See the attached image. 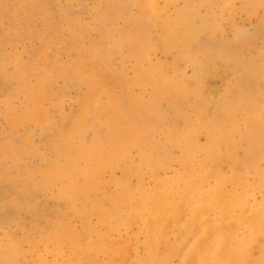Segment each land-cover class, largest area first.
<instances>
[{"label":"bare ground","instance_id":"1","mask_svg":"<svg viewBox=\"0 0 264 264\" xmlns=\"http://www.w3.org/2000/svg\"><path fill=\"white\" fill-rule=\"evenodd\" d=\"M172 258L264 264V0H0V264Z\"/></svg>","mask_w":264,"mask_h":264},{"label":"rangeland","instance_id":"2","mask_svg":"<svg viewBox=\"0 0 264 264\" xmlns=\"http://www.w3.org/2000/svg\"><path fill=\"white\" fill-rule=\"evenodd\" d=\"M86 21L88 22L89 26H91V21L87 18ZM236 22L241 26V28L245 31V34L246 33H250L251 29H252V23L254 22V19L251 18L250 16H246V14L242 13V12H237L236 14ZM36 29H38L39 31H41V27H39V23H37L36 25ZM240 35V34H239ZM246 35H250V34H246ZM239 38V36H238ZM241 38V36H240ZM34 45L36 47L39 46V42L37 40H35L34 42ZM21 49V46L17 47V50L20 51ZM6 50H9L8 48ZM58 58L59 61H61L62 63H66V62H69L70 61V58L69 56L64 53L63 51H60V50H57V49H51V50H47L46 52H39L38 54V57L36 60H35V64H34V73L35 74H38L41 72V62L43 61V59H45L46 57H51L53 56ZM186 72L187 74H192L194 73L195 74V70L193 67H187L186 68ZM214 73L213 72H209V75L207 77V88L208 89H213L215 87H217L219 84H220V81L219 79H215L214 78ZM32 82H34L33 79L31 80H28L27 81V86L26 84H24L23 86L19 87V89H15V85H13L11 88H10V91L9 94H12V96H14V105L15 107L16 106H19L20 103L22 102V100L24 98H26V96L28 95V91L29 90V87L33 84ZM51 89H52V92L53 94L51 95L50 99H51V103H52V108H49L52 112L55 111V107L53 106H58L60 108V110L64 113L66 112H74L76 111V102H75V99L72 95V93L69 94L70 98H65L59 102H57V98L55 97V93L57 91V85H51ZM84 89V86L80 87L79 90L82 91ZM105 101V98H101L100 99V103L99 105L101 104H104L103 102ZM99 105H96L97 107H100ZM49 107H51V105H49ZM174 240H173V236L169 235L167 237V239L165 240V244H163L160 248H161V251H164V250H168L169 252L172 251L174 249ZM161 251H158L161 253ZM172 264H174L176 262V259L172 258Z\"/></svg>","mask_w":264,"mask_h":264}]
</instances>
